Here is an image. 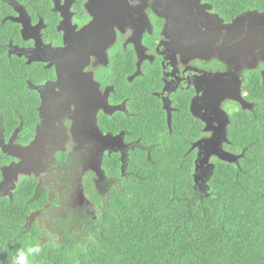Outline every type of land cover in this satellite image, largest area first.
Wrapping results in <instances>:
<instances>
[{"label": "flooded vegetation", "instance_id": "af4514ba", "mask_svg": "<svg viewBox=\"0 0 264 264\" xmlns=\"http://www.w3.org/2000/svg\"><path fill=\"white\" fill-rule=\"evenodd\" d=\"M2 1L4 19L18 25L20 36L7 45L6 55L40 71L27 80L37 100L30 123L19 132L15 127L0 142L7 144L14 135L12 143L20 152L31 148L26 157L32 161L24 167L39 171L34 163L41 162L42 175H20H33L47 188L46 204L33 212H45L50 203L56 212L61 205L49 228L55 217L81 209L96 213L90 194L105 180L102 158L117 155L122 169L128 151L137 147L133 137L164 141L172 136L177 146L183 141L177 151L189 162L194 185L206 192L217 163L225 170L239 169L254 163L264 148L263 7L232 13L209 0ZM92 14L96 27L89 39L66 42L65 34H81L95 19ZM61 90L66 105L58 107L53 120L45 110L46 98ZM75 104L96 109L94 122L93 113L86 116L91 125H84L85 132L71 131L79 120ZM48 113L54 117L53 110ZM81 132L73 148L56 143L74 142ZM107 137L116 139L114 145L105 143ZM4 154L10 157L5 166L18 161ZM88 156L90 166L82 170Z\"/></svg>", "mask_w": 264, "mask_h": 264}, {"label": "trees", "instance_id": "16d2710c", "mask_svg": "<svg viewBox=\"0 0 264 264\" xmlns=\"http://www.w3.org/2000/svg\"><path fill=\"white\" fill-rule=\"evenodd\" d=\"M209 1L232 13L264 8V0ZM5 15L0 0V139L30 123L37 100L27 80L40 71L6 55L20 36ZM133 139L137 147L122 169L117 155L103 156L105 180L90 194L96 213L55 217L51 228L59 229L53 231L36 220L28 224L46 204L47 188L33 175H20L9 194H0V264H264V148L239 169L217 163L204 194L177 151L183 141ZM9 159L0 147V167Z\"/></svg>", "mask_w": 264, "mask_h": 264}, {"label": "rangeland", "instance_id": "374dc122", "mask_svg": "<svg viewBox=\"0 0 264 264\" xmlns=\"http://www.w3.org/2000/svg\"><path fill=\"white\" fill-rule=\"evenodd\" d=\"M61 91L51 92V94H50L51 98H49V97L46 98V101H47L49 107L48 108H45V110H46L47 115L49 117H51V119H53V120H57L58 119V114L60 112L58 110V107H60L62 105H66V100L64 99V95L63 94L60 95V92ZM49 110H53L54 111V117H52L48 113ZM87 110H88L87 113H84V112H81L80 113L79 112L80 110H77L76 109V115L79 116V120H78V124L77 123H74L72 125V127H71L72 133H75L79 129H81V130H83V132H85L84 129H83L84 125L85 124H88V126L91 125L90 123H88V120L89 119L86 116H87V114H92L93 112H95L96 109H94L92 107V108H88ZM84 114H86V115H84ZM59 134H61V137H63V140H64L65 136H64L63 130L59 131ZM81 136H82V132L79 133L77 136H75L76 137V140H74V142H73V139L72 138H68L65 142L63 140H56V143H60V144H63L64 143L65 146H67L69 148H73L74 146H77L78 145L77 141H78V138L81 137ZM47 138H48V134H45L41 139L45 143ZM113 141L116 142V139L114 140L113 138H110V137L105 138V143L107 145H114V143H112ZM0 144H2L1 146H6L8 144L9 145V147H8L9 150H14V151H18L19 152V153H14L16 155L18 161L14 165H12L11 168L7 169V172H5V177H3L2 180L0 181V194L1 193H7V194H9V191L11 189V186L13 185V183H15V181L17 180V177L20 174L27 173V172L28 173L29 172H34V173L35 172H38L40 174V172L43 171V167L41 166V162L40 161L34 163L36 166L39 167V171H38L37 168L33 167V165L27 166V164L32 161L30 156H28V158L26 157V153H28V155H30L29 152L31 151V148L30 149H27V150H25L23 152L22 151L20 152V150L16 146L13 145L12 141H11V143L9 142L7 144H4V142L3 143L0 142ZM88 160H89V156L83 162V164H84L83 168L84 169H82V170H85V169L89 168L90 163L88 162ZM25 161H27V164L24 167V165L26 163ZM96 161H97V157H96ZM48 168H50V166H48ZM42 174L43 173H41L40 175H42ZM84 176H89V174L84 175ZM49 182H51V181L49 180L46 183L48 184ZM202 192L206 193L205 190H202ZM51 197H53V191L50 193V198ZM86 205H87V207H88V209L90 211H94L95 210L94 207L90 203H88ZM53 206H54V204L53 203H50L45 212L36 211L35 213H33V215H30L28 217L29 222L32 221V220H34V219H36V218H38L39 225L41 227H43V229H45L46 231H48V230L51 231L52 229L49 228L50 218L53 215H60L61 214L60 213V211H61V205L58 208L56 206V208H57L56 209V212H55L54 209H53L54 212L52 211ZM46 239H47V237L46 236H43V237H41L40 241L41 242H44Z\"/></svg>", "mask_w": 264, "mask_h": 264}, {"label": "water", "instance_id": "95a60500", "mask_svg": "<svg viewBox=\"0 0 264 264\" xmlns=\"http://www.w3.org/2000/svg\"><path fill=\"white\" fill-rule=\"evenodd\" d=\"M92 16H94L95 17V19H93V21H91V23L88 25V26H86V27H84L83 29H81V34H79V33H72V35H70V36H68V33H66L65 34V37H64V39H65V41L66 42H69V40H70V38H74V37H76V38H84V39H89V32L91 31V30H93L95 27H96V14L94 15V14H92ZM83 40V39H82ZM93 41V40H92ZM91 41V42H92ZM76 42V41H75ZM91 42H89L90 44H91ZM74 43V42H73ZM87 43H88V41H87ZM67 50V49H66ZM65 50V51H66ZM58 51V53L60 52V49H58L57 50ZM63 51H64V49H63ZM92 54H95L96 55V52H92ZM38 91L40 90V88H36ZM61 94H64L63 93V90L60 92V95ZM77 95V94H76ZM76 105V109L77 110H80L79 112L81 113V112H84V113H87V109L88 108H83V106L82 105H77V104H75ZM84 115H86V114H84ZM92 122H94V112H93V114H92ZM13 138H14V135L9 139V142L11 143V141H13ZM0 147H1V150L4 152V153H6V154H14L15 152H14V150H10L9 151V145L7 144L6 146H1L0 145ZM8 152V153H7ZM15 155V154H14ZM9 168H11V165H8V166H2L1 167V172H2V178L3 177H5V172L7 171V169H9ZM33 213H35V212H33ZM33 213H31L30 215H33Z\"/></svg>", "mask_w": 264, "mask_h": 264}, {"label": "clouds", "instance_id": "9594fccd", "mask_svg": "<svg viewBox=\"0 0 264 264\" xmlns=\"http://www.w3.org/2000/svg\"><path fill=\"white\" fill-rule=\"evenodd\" d=\"M28 252H30V253L31 252L39 253L40 249L38 247H30V248H28ZM17 259H18L19 262L23 259V252L22 251H20L18 253Z\"/></svg>", "mask_w": 264, "mask_h": 264}]
</instances>
